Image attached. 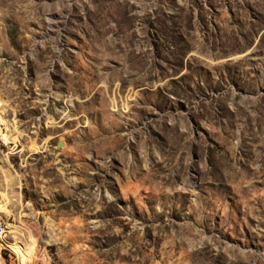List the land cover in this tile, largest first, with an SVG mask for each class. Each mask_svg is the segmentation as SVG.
I'll return each mask as SVG.
<instances>
[{
    "label": "rangeland",
    "instance_id": "374dc122",
    "mask_svg": "<svg viewBox=\"0 0 264 264\" xmlns=\"http://www.w3.org/2000/svg\"><path fill=\"white\" fill-rule=\"evenodd\" d=\"M10 244L264 264V0H0V255L22 264Z\"/></svg>",
    "mask_w": 264,
    "mask_h": 264
},
{
    "label": "bare ground",
    "instance_id": "6f19581e",
    "mask_svg": "<svg viewBox=\"0 0 264 264\" xmlns=\"http://www.w3.org/2000/svg\"><path fill=\"white\" fill-rule=\"evenodd\" d=\"M12 251L15 253H18L21 256V261L22 264H29L31 262H34L33 254H32V248L27 251H23L20 246L17 244H10L8 245ZM34 248V247H33ZM0 264H5V262L2 260L1 255H0Z\"/></svg>",
    "mask_w": 264,
    "mask_h": 264
},
{
    "label": "water",
    "instance_id": "95a60500",
    "mask_svg": "<svg viewBox=\"0 0 264 264\" xmlns=\"http://www.w3.org/2000/svg\"><path fill=\"white\" fill-rule=\"evenodd\" d=\"M62 146H63V143L62 142L58 143V145H57L58 148H60Z\"/></svg>",
    "mask_w": 264,
    "mask_h": 264
}]
</instances>
